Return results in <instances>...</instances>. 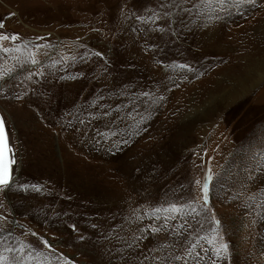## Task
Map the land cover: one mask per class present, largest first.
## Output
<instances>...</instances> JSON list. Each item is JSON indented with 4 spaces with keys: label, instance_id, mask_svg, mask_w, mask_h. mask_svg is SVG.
Segmentation results:
<instances>
[{
    "label": "rangeland",
    "instance_id": "rangeland-1",
    "mask_svg": "<svg viewBox=\"0 0 264 264\" xmlns=\"http://www.w3.org/2000/svg\"><path fill=\"white\" fill-rule=\"evenodd\" d=\"M0 24V264H264V0H0ZM212 28L238 57L213 89Z\"/></svg>",
    "mask_w": 264,
    "mask_h": 264
},
{
    "label": "bare ground",
    "instance_id": "bare-ground-1",
    "mask_svg": "<svg viewBox=\"0 0 264 264\" xmlns=\"http://www.w3.org/2000/svg\"><path fill=\"white\" fill-rule=\"evenodd\" d=\"M212 29L214 32H217V35L210 34V33H208V31H206L204 33V36H203V44L204 45L215 44V46H214L213 52H210V54H206L204 57L203 56L201 57V60H202L201 64H206L211 59L209 61V63L203 67V72H204V74H207L208 76H210L209 79H210V83L212 85L211 88L213 89V85L216 82L215 79H216L217 73L218 72H226L229 74L234 73V72H232V70H234L235 66L237 65L238 57L234 51L229 49L230 47L226 46V43H225L226 39H227L226 30H224V28H215V29L212 28ZM219 63H222V65L217 70L213 69V68H215V65L219 64ZM199 73L200 72H197L193 76H195ZM247 83L254 84L255 79L252 78L250 80H246L245 85H247ZM214 87H216V86H214ZM241 88L242 87L240 86L239 88L236 89L235 92L239 93ZM202 90H203V88L200 84L194 86V92L196 95L199 94V96H200L201 95L200 93ZM233 97L234 96H232V98ZM159 174L161 175V173H159ZM148 175H149V170L146 169L142 172L141 176L145 177ZM155 180H156V177H155ZM155 180H154V182H155ZM131 182L135 183V185L132 183V185L127 186L128 188L126 187V190L129 189L130 192H136L137 189L132 188L131 186H138V181H137V179H135V180H132Z\"/></svg>",
    "mask_w": 264,
    "mask_h": 264
},
{
    "label": "snow or ice",
    "instance_id": "snow-or-ice-1",
    "mask_svg": "<svg viewBox=\"0 0 264 264\" xmlns=\"http://www.w3.org/2000/svg\"><path fill=\"white\" fill-rule=\"evenodd\" d=\"M2 26L3 25L0 24V27ZM0 39H6V37L0 36ZM10 153L11 149L8 148L3 136V124L2 121H0V185H8L11 180L10 166L15 161L9 158Z\"/></svg>",
    "mask_w": 264,
    "mask_h": 264
},
{
    "label": "water",
    "instance_id": "water-1",
    "mask_svg": "<svg viewBox=\"0 0 264 264\" xmlns=\"http://www.w3.org/2000/svg\"><path fill=\"white\" fill-rule=\"evenodd\" d=\"M0 121H2V124H3V136H4L5 140H6V143H7L8 148L11 149V145H10V141H9V137H8L6 123H5V120H4V117H3L2 113H1V111H0ZM9 158L12 160V149H11V153L9 155ZM10 167H11V180H10L9 184L12 183L13 163L11 164ZM1 186H5V185H0V187Z\"/></svg>",
    "mask_w": 264,
    "mask_h": 264
},
{
    "label": "trees",
    "instance_id": "trees-1",
    "mask_svg": "<svg viewBox=\"0 0 264 264\" xmlns=\"http://www.w3.org/2000/svg\"><path fill=\"white\" fill-rule=\"evenodd\" d=\"M48 259H49V262L51 264H54L55 263V259H53L51 256H48Z\"/></svg>",
    "mask_w": 264,
    "mask_h": 264
}]
</instances>
